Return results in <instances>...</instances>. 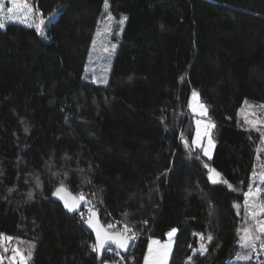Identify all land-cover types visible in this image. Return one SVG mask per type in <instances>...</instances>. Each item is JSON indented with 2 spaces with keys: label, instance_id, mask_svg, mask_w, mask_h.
Masks as SVG:
<instances>
[{
  "label": "trees",
  "instance_id": "trees-1",
  "mask_svg": "<svg viewBox=\"0 0 264 264\" xmlns=\"http://www.w3.org/2000/svg\"><path fill=\"white\" fill-rule=\"evenodd\" d=\"M27 2L46 39L13 20L0 28V233L18 238L9 247L31 251L28 264L113 260L53 200L63 182L139 234L127 263L142 264L147 236L176 228L169 264H235L234 202L264 156L239 117L245 102L264 110V0H108L107 11L104 0ZM104 13L127 20L99 84L85 71ZM192 90L214 125L210 159L192 143ZM200 234L214 237L203 255Z\"/></svg>",
  "mask_w": 264,
  "mask_h": 264
},
{
  "label": "snow or ice",
  "instance_id": "snow-or-ice-1",
  "mask_svg": "<svg viewBox=\"0 0 264 264\" xmlns=\"http://www.w3.org/2000/svg\"><path fill=\"white\" fill-rule=\"evenodd\" d=\"M12 7L5 8L4 0H0V28L5 27L4 20H13L19 23H25L27 27L34 28L35 31L38 33V35L41 38H47L45 29L47 27L46 22L43 18L39 20V22H29L28 17H30L33 12L34 8L33 5L28 3L27 0H10ZM104 7L107 11L109 4L108 0H104ZM109 18L111 17V14L108 13ZM54 18V17H53ZM51 19V18H50ZM127 20V17H122L119 21V24L121 26V30H123V25L125 21ZM111 32V26L110 24L104 29V32H97V36H101L104 34H107ZM96 41H93V44L95 45ZM115 45H112V50H115ZM105 51H109V49L105 48ZM87 70V69H86ZM94 83H101V84H107V79H100L97 80L95 77L93 78ZM197 93L193 92V97H197ZM247 104V102H245ZM202 111V114L206 113V109H204L203 105H200ZM249 107H251L249 105ZM195 110V109H194ZM243 114V119L246 124H248L251 128V130H254L258 132L261 136V143H264V120H260L257 117V114L255 112H249L244 113V110H241ZM200 121H197V135L196 139L192 142L196 146H200V140L202 133L199 130ZM214 127L212 124H208L205 126V132L203 135H206L208 131ZM27 131V129H25ZM209 148L212 146V141L209 138ZM187 146V142H186ZM209 148L204 149V155L211 158V152L209 151ZM207 167V165H205ZM264 167V165H262ZM211 172L213 173L214 177H218L220 174L216 172L215 169H211ZM53 175H58V173H53ZM66 175V173H65ZM261 181H264V175H261L259 177ZM213 182H217L215 179ZM224 183H227V181H223ZM39 186V185H37ZM230 188L232 187L230 184L228 185ZM9 191H12V189H9ZM262 189L257 187L255 191H249L247 194H245V201L244 206L246 210V216L250 217L256 226V230L260 235H253L252 230L249 228L244 229V235L241 236V242L244 244L245 247H251L254 246L255 240L261 239V236L264 235V202H261L259 204H256L255 201L257 198L261 196ZM29 198H32V193H29ZM53 196L60 198L64 201L65 207H67L69 210H76L81 202H86L85 194L81 192L79 196H73L71 192L65 187L64 183L61 182L58 187L53 191ZM250 200L252 203H250ZM239 209V205H234ZM90 211V215L88 219L85 221L89 226H91L95 230L96 234V242L91 245L93 251H96L100 253L102 250L105 249L106 245L109 244H115L118 248L127 250L129 246V241L135 240L136 233L134 230L127 225H124L122 227L121 231H115L116 225L109 224L107 225V228H105L103 225H101L97 219V213L94 211ZM176 229H172L171 232L168 233L169 236V243L160 245L159 241H152L149 244L148 248V255L144 258V264H167L168 255L171 251V238L175 234ZM200 238V247H199V253L201 255L205 254L207 252V245L210 244L214 237L212 235H207L206 237L202 234L199 235ZM18 238L7 236L6 234L0 233V249H2L3 253L7 254L8 252H11V257H7L6 255H0V264H4L5 259H10L12 264H28L29 260L31 259V251H28L25 255L24 252H22L19 247H13L10 248L9 245L12 244L14 241H17ZM153 244L158 245L159 248L154 253L153 250ZM264 246V245H262ZM31 247H34V245H31ZM111 251V249H108ZM246 258V257H245ZM192 258L189 257V262H191Z\"/></svg>",
  "mask_w": 264,
  "mask_h": 264
},
{
  "label": "rangeland",
  "instance_id": "rangeland-1",
  "mask_svg": "<svg viewBox=\"0 0 264 264\" xmlns=\"http://www.w3.org/2000/svg\"><path fill=\"white\" fill-rule=\"evenodd\" d=\"M122 17H125V15H121V17L117 18V19H114L111 15V17L109 18L108 13H104L103 20L101 21V24L97 28L96 35L94 38L96 43L94 45L92 42V45H91L90 54H89L87 64H86V69H87L85 71L86 78H92V80H93V78L95 77L97 80L104 79V78H106L108 80V72H109V69L112 65L114 54H115L116 48L118 46L119 36L121 33V26L119 24V21ZM109 24L111 26V32L98 37L97 32L100 31L103 33L104 29ZM112 45L116 46L114 51L112 50ZM105 48L109 49V51H105L104 50ZM99 84H101V83H99ZM194 91L198 94V92L196 90H192L190 93V96H189V101H188V108H189L190 112L194 115L195 131H194L193 141L196 139V135H197V129H198L197 121H200L199 130L202 133V136H201V140H200V146L198 147L194 144L193 145L197 148H200L204 153V149L209 148L208 141L210 138L212 141V146L209 148V151L211 152V157H212L213 152H215L214 151L215 143L211 138L212 128L208 131V133L206 135H203V133L205 132V126L208 124L213 125V123L209 119L206 118L207 109H206L205 105L200 101L199 95H197V97H195V98L193 97ZM200 105L204 106V109H206V113L202 114L203 110L201 109ZM249 105L251 107H249ZM242 109L244 110V113L255 112L257 114V117L260 120H264V110L262 109V107L254 105V104H250V103H247V104L245 103V105H243ZM241 110L239 112L240 125L242 127L250 128V126L244 122L243 114H242ZM258 110H261L263 116L258 115V113H259ZM258 150L263 151L262 154H264V145H262ZM260 156L257 155V160L255 162V169H254V172L252 174L253 176L251 177V184L245 193V194H247L249 191H255V189L257 187L261 188L262 193H261V196L259 198H257V200L255 201L256 204L264 202V181H261L259 179V177L261 175H264V167H262V165H264V156H262V155H260ZM206 157L209 158L208 156H206ZM244 201H245V196H244V200H243L241 206L239 207V209H237V207H235L236 213L238 215V219L240 222V228H239L238 247H237V251L235 252L236 254L234 256V261H235V264H264V246H262V245H264V235L261 236V239L255 240L254 246H251V247H245L244 244L241 242V236L244 235V229L245 228L251 229L253 235H260V233H258V231L256 230V226L254 225L252 219L250 217L246 216ZM234 203H235L234 205H237L236 202H234ZM250 203H252L251 200H250ZM173 229H176V228H173ZM171 231L172 230H170L169 232H171ZM168 233H167V236L165 239H163V240L153 239V241H159L160 244H162V245L165 243L166 244L169 243ZM176 233H177V229H176L175 234L171 238V251L168 255L169 262H170V258H171V255H172V252L174 249V245H175ZM200 243H201V241L199 239V242H198L196 248H194L195 252H198L199 247H200ZM156 247L159 248L158 245L153 244V250L155 252L157 250ZM167 262H168V259H167ZM169 262H168V264H169Z\"/></svg>",
  "mask_w": 264,
  "mask_h": 264
},
{
  "label": "built area",
  "instance_id": "built-area-1",
  "mask_svg": "<svg viewBox=\"0 0 264 264\" xmlns=\"http://www.w3.org/2000/svg\"><path fill=\"white\" fill-rule=\"evenodd\" d=\"M93 195L94 194H92L91 196H93ZM90 209H91V211L94 209L100 214V217L105 222L106 227L109 224L116 225V228L114 229L115 231H121L122 227L124 225H127L121 221V219L119 217L121 215L120 213H118V215H114L109 211L103 212L101 207L95 205L90 199H88V200H86V202H84L82 208L78 211L77 215L79 216V218L84 220V219L89 217V215H90L89 210ZM127 226L130 227L129 225H127ZM135 233H136V238H135V240L131 241V245H130L128 252H130L134 249L135 244L139 238V234L137 232H135ZM150 240H151V237L147 236V242L148 243L150 242ZM94 243H95L94 241L90 243V248L92 251H93V249H92L91 245ZM109 248L111 249V251L108 250ZM93 252L97 253L96 251H93ZM104 253H107L108 255H110L113 258V260L111 261L112 264H135V262L127 263L124 259V255L120 252V250H118L117 248H115L113 246H109V247L105 248Z\"/></svg>",
  "mask_w": 264,
  "mask_h": 264
},
{
  "label": "water",
  "instance_id": "water-1",
  "mask_svg": "<svg viewBox=\"0 0 264 264\" xmlns=\"http://www.w3.org/2000/svg\"><path fill=\"white\" fill-rule=\"evenodd\" d=\"M209 176H210L211 179H213V177H214V175H213V173L211 172V170H210V172H209ZM71 194H72L73 196H77V195H75V194H73V193H71ZM77 197H78V196H77ZM52 198H53L54 201L59 202V203L63 206V208H64L66 211L71 212V213H77V212L81 209V207H82V205H83V202H81L80 205H79V207H78L76 210H69L67 207H65V204H64V201H63V200H61L60 198L55 197V196H53V195H52ZM92 211H94V212L97 213V219H98L99 223H100L101 225H103V226L106 228V226L104 225V223L102 222V220H101V218H100V214H99L96 210H94V209H93ZM87 219H88V218H86V219L83 221V225L85 226V228H86L88 231H90V232L92 233L93 238H94V242H96V234H95V230H94L91 226H89L87 223H85V221H86ZM130 245H131V241H129V246H128L127 250H125V249H121V248H118L115 244H109V245H106L105 248H107V247H109V246H113V247L117 248L118 250H120V252H121L123 255H125V254H127V252L129 251ZM104 251H105V249L102 250L100 253L97 252L98 256H102V255L104 254Z\"/></svg>",
  "mask_w": 264,
  "mask_h": 264
},
{
  "label": "crops",
  "instance_id": "crops-1",
  "mask_svg": "<svg viewBox=\"0 0 264 264\" xmlns=\"http://www.w3.org/2000/svg\"><path fill=\"white\" fill-rule=\"evenodd\" d=\"M153 241V239H151L150 240V242L148 243V245H147V249H146V252H145V256L146 255H148V248H149V244L151 243ZM166 244V243H165ZM160 245H162V244H160ZM164 245V244H163ZM157 248V247H156ZM158 249V248H157ZM154 253H155V251H154ZM145 256H144V258H145ZM168 262H169V258H168ZM168 262H167V264H168ZM105 264H112L111 262H107V263H105ZM142 264H144V259H143V261H142Z\"/></svg>",
  "mask_w": 264,
  "mask_h": 264
}]
</instances>
